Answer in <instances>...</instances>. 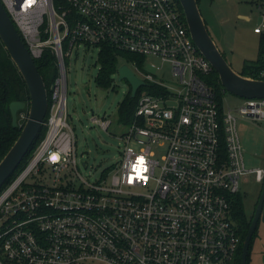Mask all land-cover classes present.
<instances>
[{
    "label": "built area",
    "instance_id": "built-area-1",
    "mask_svg": "<svg viewBox=\"0 0 264 264\" xmlns=\"http://www.w3.org/2000/svg\"><path fill=\"white\" fill-rule=\"evenodd\" d=\"M248 1L262 33L264 0ZM0 2L32 58L50 49L58 69L45 134L0 188V264H231L239 235L230 195L241 175L264 176L263 164L246 168L236 122L264 119V97L219 111L205 79L213 67L177 0ZM102 44L142 57L135 71L127 66L162 90L140 93L118 158L89 178L67 120L66 60ZM154 59L169 64L174 84L156 76Z\"/></svg>",
    "mask_w": 264,
    "mask_h": 264
},
{
    "label": "rangeland",
    "instance_id": "rangeland-1",
    "mask_svg": "<svg viewBox=\"0 0 264 264\" xmlns=\"http://www.w3.org/2000/svg\"><path fill=\"white\" fill-rule=\"evenodd\" d=\"M198 6L210 36L233 70L239 71L243 60L256 58L258 35L252 29L258 21V10L254 4L248 0H200ZM238 13L249 15L250 20L240 18ZM97 52L95 46L81 45L77 52L72 50L66 60L67 120L76 137L77 163L83 175L89 178L96 177L108 167L124 147L121 134L126 127L117 122L116 109L118 102L130 90L126 79H118V72L113 75L112 87L102 88L95 84ZM154 61L162 72V75L158 72L156 76L174 84L176 77L172 75L169 64L158 59ZM122 63L125 62L119 60V65ZM127 65L135 71L130 63ZM143 68L153 72L149 62ZM243 100V97L226 90L223 97L224 109L231 108L236 112ZM26 116L23 113L17 116V123L24 122ZM93 116L109 118L111 125L108 130L105 131L94 123L91 119ZM236 128L246 168L261 166L264 161V119L238 117ZM82 162H85L86 167L82 166ZM239 182L244 209L252 214L262 181H257L254 173H246L241 175ZM248 264H264L263 220H259L257 234L251 242Z\"/></svg>",
    "mask_w": 264,
    "mask_h": 264
},
{
    "label": "water",
    "instance_id": "water-1",
    "mask_svg": "<svg viewBox=\"0 0 264 264\" xmlns=\"http://www.w3.org/2000/svg\"><path fill=\"white\" fill-rule=\"evenodd\" d=\"M191 34L198 50L208 59L213 69L218 73L221 85L233 94L243 98L264 97V79L243 76L233 70L225 60L222 52L214 43L205 21L200 13L197 0H178ZM0 40L7 53L17 66L28 91V104L22 100L9 103L12 125H17V111L28 105L26 120L20 133L10 148L0 160V188L5 180L14 172L21 160L31 148L38 136L48 110L47 92L43 79L38 72L35 61L22 41L12 20L0 2ZM118 79H126L130 84V95L143 84L127 64L122 63L117 68ZM259 220L264 221V176L260 193L253 211L251 222L247 229L241 250V264H247V254L250 241Z\"/></svg>",
    "mask_w": 264,
    "mask_h": 264
},
{
    "label": "trees",
    "instance_id": "trees-1",
    "mask_svg": "<svg viewBox=\"0 0 264 264\" xmlns=\"http://www.w3.org/2000/svg\"><path fill=\"white\" fill-rule=\"evenodd\" d=\"M178 1V0H177ZM179 2V1H178ZM200 0H197L199 4ZM179 7H181L179 3ZM258 44H257V56L255 59L243 60L242 66L238 73L243 76L252 78H261L260 72L264 71V32L258 33ZM119 60H123L125 64L131 62L142 63L143 58L130 52L119 50L109 44H102L97 52L95 63L98 65L97 72L94 76V82L96 85L102 88H109L113 86V75L117 72L119 66ZM38 72L40 73L44 86L47 92L48 105L51 103V90L50 85L58 75V69L56 66V57L50 49H45L41 57L34 59ZM94 63V64H95ZM206 82L211 86L214 92V99L217 103L219 111H222L223 97L226 92L225 88L221 85L218 73L212 69L211 72L205 77ZM155 90L161 91L162 88L156 86L153 83H144L138 87L135 95H130V90L125 96L118 102L116 113L117 122L123 125H128L134 119V110L137 103V98L141 92H153ZM28 91L25 82L15 65L11 57L7 53L2 41L0 40V160L10 148L12 143L15 141L20 133L21 127L24 122L12 125L11 112L9 109V103L13 100H22L28 104ZM17 111V116L21 113L27 115L28 105ZM48 116V110L44 120ZM25 121V120H24ZM46 131L44 124L41 126V130L33 142L31 148L21 160L14 172L5 180L7 184L14 175L23 167L28 157L36 147V145L43 138ZM264 165V161H263ZM261 185L258 189L256 200L253 205L255 208ZM231 197V213L232 217L237 225V232L239 235V244L231 264H241V250L244 237L247 229L251 222L253 215L246 212L243 206V194L242 192L236 191L230 195ZM257 234V227L255 228L251 241ZM247 254V264L249 258V250Z\"/></svg>",
    "mask_w": 264,
    "mask_h": 264
},
{
    "label": "crops",
    "instance_id": "crops-1",
    "mask_svg": "<svg viewBox=\"0 0 264 264\" xmlns=\"http://www.w3.org/2000/svg\"><path fill=\"white\" fill-rule=\"evenodd\" d=\"M238 16L240 17V18H244V19H246V20H250V17H249V15H247V14H245V13H238ZM236 71V70H235ZM238 72V71H237Z\"/></svg>",
    "mask_w": 264,
    "mask_h": 264
}]
</instances>
